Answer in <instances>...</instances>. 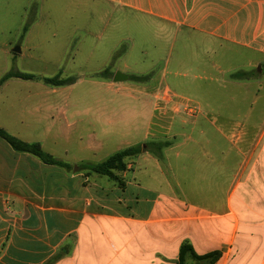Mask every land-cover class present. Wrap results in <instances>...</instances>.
<instances>
[{
    "label": "crops",
    "instance_id": "obj_1",
    "mask_svg": "<svg viewBox=\"0 0 264 264\" xmlns=\"http://www.w3.org/2000/svg\"><path fill=\"white\" fill-rule=\"evenodd\" d=\"M84 2L119 21L160 31L174 40L182 37L190 44L196 42L202 55L201 66L196 68L201 75L195 78L218 82L217 78L234 70L225 62L237 60L234 52L238 50L253 55L242 58L245 62L242 67L264 69V0ZM38 26L35 23L29 27L26 40ZM103 40V35L98 34L96 39L76 43L77 53L89 49L86 52L100 64L99 72L110 67L111 52L126 39H118L114 49ZM133 49L134 44L125 52V58ZM148 61L149 69H144L146 62L138 65V69L125 63L127 71L123 73H154L149 82L133 86L126 82L117 84L113 81L116 71L110 82H98L101 88H92L91 93L114 92L124 97L113 103L105 100L98 104L106 115L113 114L112 118L95 121L90 126L80 120L78 126L88 130L92 142H98V149H113L112 155L150 141L172 142L164 150V160L148 152L129 158L128 163L134 166L127 171L123 188L109 183L101 185V189L113 191L116 198H102L89 193L90 189L82 196L63 195L61 177L65 169L46 165L30 154L18 153L0 140V264H45L59 255L54 264H177L184 243L191 244L199 255L221 252L216 264H264V123L257 128L237 121L242 117L249 120L251 116L241 112L251 111L255 106L246 103L248 85L231 75L229 85L243 89L240 97L232 89L228 102L216 103L210 100L220 92L214 94L201 88V101H197L195 108L178 107L174 113L168 103L162 104L158 99L165 88L175 91L166 83L169 75L181 76V73L168 71L170 53L161 59L164 69L159 75L153 70L160 61L153 56ZM27 82L13 78L1 87L0 93L5 91V112L0 113V128L23 141L41 143L44 148L46 132L36 133L41 124L40 96L56 89L44 82L43 86L24 88L23 83ZM227 87L225 83L221 89L229 92ZM125 99L133 101L125 103ZM234 113H239L236 119ZM219 122L229 129L224 132L217 129V132L233 148L219 156L187 152L195 135L199 136L200 144L207 125ZM77 123L70 124L77 126ZM80 140H84L82 136ZM52 141L58 142L56 138ZM180 146H184V152L169 154ZM85 149L93 151L89 145ZM148 165H153L157 173L152 174ZM168 171L174 183L168 178ZM130 172L133 179H129ZM183 174L198 175L200 182L202 176L212 175L213 182L224 179L228 184L213 185L215 193L210 194L201 186L186 188L188 180L177 177ZM129 187L136 189L132 200L137 210L126 212ZM218 187L224 190L222 196L217 194ZM187 190H197L196 198L190 199L194 194Z\"/></svg>",
    "mask_w": 264,
    "mask_h": 264
},
{
    "label": "rangeland",
    "instance_id": "obj_2",
    "mask_svg": "<svg viewBox=\"0 0 264 264\" xmlns=\"http://www.w3.org/2000/svg\"><path fill=\"white\" fill-rule=\"evenodd\" d=\"M35 23H38L39 26L32 32L31 38L26 40L27 32L25 33L24 28ZM98 34L103 35L104 44L110 45V49L117 44L118 39H126L111 52L109 66L112 72L123 73V71H127L125 70V63L132 69H138V65H143L142 63L146 62L144 69H149L148 60L153 56L160 61L153 70L155 74L158 73L157 75H159V72L164 69V62L161 59L168 57L169 53L171 54V64L168 71L174 73L178 71L181 76L169 75L166 83L178 93L165 88L158 100L162 104L168 103L173 110L171 112L174 113L178 107L180 109L195 108L198 105L197 101H201V88H207L213 93L220 92L219 94L214 93L215 97L210 100L216 103L228 102L232 89H235V93L240 97V92L243 89L238 88L239 85H235L236 87L233 88L228 81L231 75L237 72H245L244 78L240 81L248 85L249 92L246 96V103L255 104V106L251 111L241 112L243 115H250L249 120L242 117L237 121L256 127L264 123V69L242 67L245 63L243 57H253L249 52L240 50L234 52L237 60H233L230 64L225 62L226 66L229 65L228 67L234 70L217 78L218 82H207L195 78V75H201V71L196 68L201 66L202 55L201 47L196 42L190 44L182 37L174 40L171 36L168 37L160 31L146 29L139 24L128 21H119L106 11L102 12L86 6L84 0H0V79L11 71L29 73L40 78H54L61 73L62 79H76L75 83L64 87L45 84L49 88H55L56 91L50 90L40 96L42 105L41 124L39 130L36 131L39 133L42 130L41 135L43 131L46 132L48 139L44 149L47 152L53 154L55 151L58 155L57 158L67 159L66 161L72 165V170H65L61 177L63 195L69 193L70 195L82 196L87 189H90L89 193L91 194L102 195L101 197H106L105 199H114L116 198L114 192L101 189V185L104 186V184L109 183L123 188L126 185L127 171L132 165L134 166L133 163L127 161L125 170L117 169L114 171L116 176L114 179L95 173L90 175L80 168L83 164L102 163L114 153L113 149H98V142H92L94 139L88 136V130H84V127H78L80 120L88 122L90 126L95 121L112 118L113 114L108 113L106 115L103 108L100 110L97 107L98 104L106 102L105 100L113 103L116 102L115 100L120 101L124 97L122 94H115L114 92L97 91L91 93L92 88H101L98 82H110V79L95 77L97 73H100L98 71L100 64L96 63V58L86 52L89 50L88 48L77 53L76 43L81 40L96 39ZM132 44H134V49L125 58V52ZM16 47L21 48V53L13 51ZM116 55L118 57L115 59ZM212 57L218 61L214 55ZM132 74L133 72H129L128 76ZM126 83L131 86L136 85L130 80ZM225 83L228 85L227 88L230 93L221 89ZM23 84L24 88L44 85L43 81L40 84L32 81ZM13 86L22 85L15 84ZM221 92L224 93L221 94ZM125 100V103L133 101L131 99ZM238 102L242 101L238 100ZM88 105L90 106L87 107ZM4 112L5 91L0 93V113ZM223 113L228 114L229 112ZM192 114L195 115V111ZM234 114H232L233 119H236L239 113ZM74 121H78L77 126L70 124ZM217 129L224 132L229 127H223L221 122L214 125L208 124L205 135L201 136V143L199 144V136L195 135V141L190 144L187 152L196 153L198 156L201 155V152L217 153L219 156V153L233 148L229 140L222 137ZM80 136L84 139L83 141L80 140ZM53 138H56L58 142L54 144ZM0 140L9 147L5 141ZM87 145L91 146L93 151L85 149ZM175 152H184V146L170 150L169 154L173 155ZM148 166L152 174L157 173L153 165ZM163 166L167 173L166 163ZM167 176L174 183L169 171ZM177 177L188 180L185 182L186 188L201 186L204 192L210 194L215 193L213 185L226 187L228 184L227 181L224 183V179L213 182L212 175L202 176L201 182L198 175L183 174ZM213 177L215 178V176ZM129 179H133L132 172L129 173ZM217 189V194L222 196L224 190L219 187ZM135 191V187H129L126 190V197L130 200L124 208L126 212L137 210V206L132 200V194ZM121 192L123 193L122 190ZM187 192L194 194L191 198L188 196L190 199L196 198L197 190H187ZM177 193L181 195L179 191Z\"/></svg>",
    "mask_w": 264,
    "mask_h": 264
},
{
    "label": "trees",
    "instance_id": "obj_3",
    "mask_svg": "<svg viewBox=\"0 0 264 264\" xmlns=\"http://www.w3.org/2000/svg\"><path fill=\"white\" fill-rule=\"evenodd\" d=\"M29 27L26 26L24 28L25 33L28 31ZM118 55L115 56V59ZM113 72L110 67L105 69L104 71L97 73L96 78L102 79H112ZM154 73H150L147 75H130L129 80L135 83H146L151 80ZM244 77L243 72H237L233 74L232 78L236 80H241ZM21 79L25 81L37 80L40 79L46 85L54 86V87H64L67 85H71L75 83L76 79L67 78L62 79L61 73L54 78H39L33 74L24 73L20 71H11L6 73L0 79V89L1 87L10 79ZM0 138L4 140L14 151L18 153H27L36 158H38L42 163L49 166H56L67 171L72 170V165L67 163L54 155L47 152L41 143L38 142H26L18 137L10 134L3 128H0ZM172 142L170 141H150L141 145H137L134 147L127 148L125 150L119 151L109 157L106 161L98 164H83L80 168L84 171H87L90 175L93 173L108 177L110 179H114L116 176L114 171L117 169L125 170L127 165V160L129 158L136 157L143 153H151L154 157L159 160H164V150L170 147ZM66 251V249H65ZM60 257L57 256L47 261L45 264H54L55 261ZM222 257V253L219 251L211 252L205 255H199L195 252L193 246L189 243H184L181 247L179 261L177 264H216Z\"/></svg>",
    "mask_w": 264,
    "mask_h": 264
},
{
    "label": "water",
    "instance_id": "obj_4",
    "mask_svg": "<svg viewBox=\"0 0 264 264\" xmlns=\"http://www.w3.org/2000/svg\"><path fill=\"white\" fill-rule=\"evenodd\" d=\"M13 51L15 53H21V48L20 47H16V48L13 49ZM128 80H129V76L124 74V73H121V72H117L114 75V78H113V81L116 82V83L126 82Z\"/></svg>",
    "mask_w": 264,
    "mask_h": 264
},
{
    "label": "built area",
    "instance_id": "obj_5",
    "mask_svg": "<svg viewBox=\"0 0 264 264\" xmlns=\"http://www.w3.org/2000/svg\"><path fill=\"white\" fill-rule=\"evenodd\" d=\"M189 109H191V108H189ZM192 112V111H191Z\"/></svg>",
    "mask_w": 264,
    "mask_h": 264
}]
</instances>
